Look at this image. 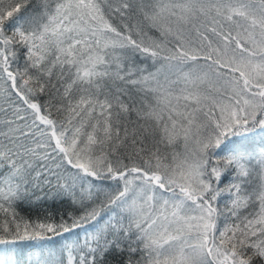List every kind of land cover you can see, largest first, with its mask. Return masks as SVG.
<instances>
[{"label": "snow or ice", "instance_id": "obj_1", "mask_svg": "<svg viewBox=\"0 0 264 264\" xmlns=\"http://www.w3.org/2000/svg\"><path fill=\"white\" fill-rule=\"evenodd\" d=\"M0 264H264V0H0Z\"/></svg>", "mask_w": 264, "mask_h": 264}]
</instances>
